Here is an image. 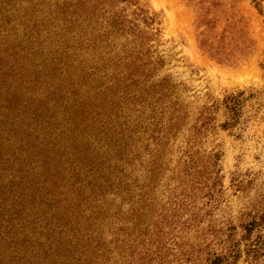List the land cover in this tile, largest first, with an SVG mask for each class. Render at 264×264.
I'll return each mask as SVG.
<instances>
[{
  "label": "trees",
  "instance_id": "obj_1",
  "mask_svg": "<svg viewBox=\"0 0 264 264\" xmlns=\"http://www.w3.org/2000/svg\"><path fill=\"white\" fill-rule=\"evenodd\" d=\"M26 1L23 11L40 9L42 18L19 45L0 47V264H264V215L243 224L241 236L233 226L220 252L192 234L188 193L209 179H173L160 210L141 192L110 237L101 231L108 195L130 186L122 164L133 140L110 124L109 69L149 79L152 23L139 0ZM118 38L126 43L112 55ZM244 104V92L225 98L226 128ZM174 122L159 147L179 134Z\"/></svg>",
  "mask_w": 264,
  "mask_h": 264
},
{
  "label": "rangeland",
  "instance_id": "obj_2",
  "mask_svg": "<svg viewBox=\"0 0 264 264\" xmlns=\"http://www.w3.org/2000/svg\"><path fill=\"white\" fill-rule=\"evenodd\" d=\"M139 3L152 23L154 38L145 54L151 75L132 79L109 69L115 83L110 124L133 140L122 164L130 186L127 193L108 195L111 214L101 231L110 237L141 192L148 190L145 206L154 202L160 210L176 185L173 179H209L201 191L188 193L185 211L197 215L192 234L200 232L211 244L208 251L220 252L233 226L241 236L243 224L264 215V0ZM30 6L26 0H0V47L19 45L42 18L40 9L23 11ZM125 43L118 38L108 50L114 55ZM240 92L245 93L240 121L226 128L231 120L224 100ZM175 117L179 134L159 147Z\"/></svg>",
  "mask_w": 264,
  "mask_h": 264
}]
</instances>
